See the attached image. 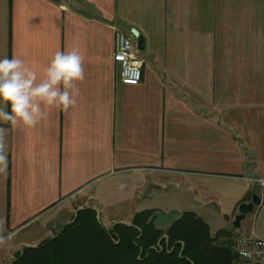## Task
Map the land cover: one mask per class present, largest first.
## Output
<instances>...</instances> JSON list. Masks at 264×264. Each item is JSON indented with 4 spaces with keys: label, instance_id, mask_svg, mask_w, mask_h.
Segmentation results:
<instances>
[{
    "label": "crops",
    "instance_id": "obj_1",
    "mask_svg": "<svg viewBox=\"0 0 264 264\" xmlns=\"http://www.w3.org/2000/svg\"><path fill=\"white\" fill-rule=\"evenodd\" d=\"M133 30L145 40L137 85L114 60L119 33L138 47ZM74 47L85 69L76 106L48 109L34 128L0 124V222L16 232L0 264L85 207L110 226L151 209L162 228L193 211L212 234L264 238V0H0V58L39 73Z\"/></svg>",
    "mask_w": 264,
    "mask_h": 264
},
{
    "label": "trees",
    "instance_id": "obj_2",
    "mask_svg": "<svg viewBox=\"0 0 264 264\" xmlns=\"http://www.w3.org/2000/svg\"><path fill=\"white\" fill-rule=\"evenodd\" d=\"M235 244L231 230L212 234L193 211L167 228L151 209L137 212L130 224L107 228L96 209L85 207L54 236L18 252L13 264H264L242 259Z\"/></svg>",
    "mask_w": 264,
    "mask_h": 264
},
{
    "label": "clouds",
    "instance_id": "obj_3",
    "mask_svg": "<svg viewBox=\"0 0 264 264\" xmlns=\"http://www.w3.org/2000/svg\"><path fill=\"white\" fill-rule=\"evenodd\" d=\"M85 79L79 48L57 51L41 72L15 54L0 58V124L34 128L55 107L67 111L77 104L78 87ZM8 129L0 127V172L7 168ZM0 222V244L6 243Z\"/></svg>",
    "mask_w": 264,
    "mask_h": 264
},
{
    "label": "built area",
    "instance_id": "obj_4",
    "mask_svg": "<svg viewBox=\"0 0 264 264\" xmlns=\"http://www.w3.org/2000/svg\"><path fill=\"white\" fill-rule=\"evenodd\" d=\"M114 60L121 66L123 83L137 85L141 82L144 59L139 55V48L134 45L131 35L119 33ZM235 243L236 251L242 259L264 263V238L238 234Z\"/></svg>",
    "mask_w": 264,
    "mask_h": 264
},
{
    "label": "water",
    "instance_id": "obj_5",
    "mask_svg": "<svg viewBox=\"0 0 264 264\" xmlns=\"http://www.w3.org/2000/svg\"><path fill=\"white\" fill-rule=\"evenodd\" d=\"M133 34L137 38L138 48L144 49L145 48V40H144L143 35H141L138 30H133ZM259 203H260V197L258 195H254L251 201L241 203V205L239 207V213L237 214V216L233 222L234 226L239 228L241 225V220L244 218V216L247 215L248 213L252 212ZM81 209L82 208H79L75 212V218L72 219L69 223H67V225L70 223H73L75 221L76 216L78 214V211Z\"/></svg>",
    "mask_w": 264,
    "mask_h": 264
},
{
    "label": "rangeland",
    "instance_id": "obj_6",
    "mask_svg": "<svg viewBox=\"0 0 264 264\" xmlns=\"http://www.w3.org/2000/svg\"><path fill=\"white\" fill-rule=\"evenodd\" d=\"M72 217H73V212H68V216H66L65 217V219H64V223H66L67 221H70V220H72ZM100 219V218H99ZM101 220V219H100ZM104 224V223H103ZM107 228H110V227H112V226H110V225H108V224H104ZM63 226H61V227H58L56 230H54V232H52L50 235H49V237H52L53 235H55L59 230H60V228H62ZM39 230H40V228L38 227V225L37 224H33V225H31L28 229H26V230H24L22 233H20V234H18V235H16L15 236V239H17L18 237H20V235H28V234H34V233H38L39 232ZM14 231V230H13ZM15 232V231H14ZM13 233V232H12ZM16 233V232H15ZM15 233H13L12 234V236L15 234ZM11 234V232H9L8 233V235H10ZM12 236L10 237V238H12ZM48 237V238H49ZM5 263H7V262H5ZM4 264V263H3Z\"/></svg>",
    "mask_w": 264,
    "mask_h": 264
}]
</instances>
